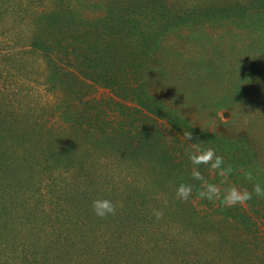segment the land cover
<instances>
[{
	"label": "trees",
	"instance_id": "1",
	"mask_svg": "<svg viewBox=\"0 0 264 264\" xmlns=\"http://www.w3.org/2000/svg\"><path fill=\"white\" fill-rule=\"evenodd\" d=\"M262 86L264 0H0V264H264Z\"/></svg>",
	"mask_w": 264,
	"mask_h": 264
},
{
	"label": "clouds",
	"instance_id": "2",
	"mask_svg": "<svg viewBox=\"0 0 264 264\" xmlns=\"http://www.w3.org/2000/svg\"><path fill=\"white\" fill-rule=\"evenodd\" d=\"M221 115L223 116L222 113ZM184 135L188 141L192 139V132L184 133ZM192 144L196 146V150L189 154V159L194 166L191 176L194 180L202 182V190L199 192V196L208 201H215L221 197L220 188L214 183H208L197 166L202 164L210 165L211 169L218 170V175L223 177L224 182H227L232 175L233 168L231 165L225 164L224 157L218 155L214 148L201 150L198 147V143ZM192 192L193 186L191 184L181 183L177 188L176 195L179 199L187 201L191 197ZM254 195L258 198H264V182H255L251 191L246 188L241 190L239 187L232 185L226 188L222 197V202L227 207H234L236 205L243 206L248 201L252 200ZM93 209L96 216L100 218L114 214L116 211L115 205L107 199L94 200ZM157 216H159V213H157Z\"/></svg>",
	"mask_w": 264,
	"mask_h": 264
},
{
	"label": "rangeland",
	"instance_id": "3",
	"mask_svg": "<svg viewBox=\"0 0 264 264\" xmlns=\"http://www.w3.org/2000/svg\"><path fill=\"white\" fill-rule=\"evenodd\" d=\"M264 86H262V87H260L261 89L263 88ZM225 114H227L228 116L227 117H225ZM223 116H224V118H229V116H230V113L227 111V112H225L224 114H223Z\"/></svg>",
	"mask_w": 264,
	"mask_h": 264
},
{
	"label": "water",
	"instance_id": "4",
	"mask_svg": "<svg viewBox=\"0 0 264 264\" xmlns=\"http://www.w3.org/2000/svg\"><path fill=\"white\" fill-rule=\"evenodd\" d=\"M228 115L227 114H225V117H227Z\"/></svg>",
	"mask_w": 264,
	"mask_h": 264
}]
</instances>
